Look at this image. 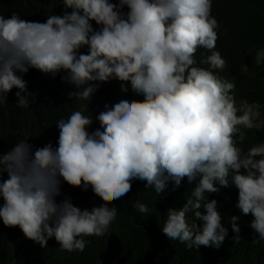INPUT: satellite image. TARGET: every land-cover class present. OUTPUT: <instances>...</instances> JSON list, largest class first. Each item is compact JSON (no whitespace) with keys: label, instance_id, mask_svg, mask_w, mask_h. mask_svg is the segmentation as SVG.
I'll use <instances>...</instances> for the list:
<instances>
[{"label":"clouds","instance_id":"obj_1","mask_svg":"<svg viewBox=\"0 0 264 264\" xmlns=\"http://www.w3.org/2000/svg\"><path fill=\"white\" fill-rule=\"evenodd\" d=\"M14 2L31 16L0 11V103L11 91L20 120L41 115L52 136L0 149L6 236L19 226L33 248L52 242L61 253L53 264H104L139 179L157 194L172 182L162 203L183 192L179 207L165 208L170 239L218 248L228 232L221 199L264 244V140L254 132L264 129V0ZM248 15L254 23L237 32ZM228 60L241 66L240 84ZM34 75L45 86L32 95ZM54 79L62 84L47 85ZM132 208L148 211L141 200Z\"/></svg>","mask_w":264,"mask_h":264},{"label":"trees","instance_id":"obj_2","mask_svg":"<svg viewBox=\"0 0 264 264\" xmlns=\"http://www.w3.org/2000/svg\"><path fill=\"white\" fill-rule=\"evenodd\" d=\"M41 0H30L40 3ZM127 7L122 8L126 10ZM50 12H57L59 7L47 5ZM0 11L4 13H17L23 17L31 16L28 9L17 6L14 0H0ZM79 51V50H78ZM208 65H206L207 67ZM219 75L222 69H214ZM241 66L233 60H228L226 73L238 84L241 80ZM62 84L60 79H54L47 85ZM45 84L38 76L30 79L28 90L33 95L40 91ZM113 96L120 94L117 84L113 83ZM0 149L8 147L18 139L28 138L29 142L40 143L52 136L45 118L38 115L35 119L25 122L18 116V106L11 91L7 93L6 101L0 103ZM258 139L264 140V129L254 131ZM187 178L181 183L186 185ZM173 186L169 181L167 187L157 194L145 181L133 180L131 195L124 200L118 208V232L110 239L112 247L107 251L108 259L104 264H264V244L257 242V238L250 237L249 228L242 223L243 214L230 200L217 201V209L221 215V223L228 229L224 241L218 248L201 245L199 248H188L178 239H170L161 230L166 220L165 208L179 207L184 200L182 191L173 193L162 203L164 192ZM195 186V185H194ZM68 196L74 203L83 206L87 203L89 195L77 190H71ZM213 199V198H212ZM136 200H141L147 208L141 213L132 208ZM3 204V199L1 200ZM236 215L240 231L234 233L231 228L230 217ZM238 236V237H237ZM255 239V243H253ZM27 237L19 226L14 234L5 235L0 228V264H44L45 258L61 255L60 250L51 242L45 250L33 248L26 243ZM106 241H100L105 250ZM65 264H73L66 261Z\"/></svg>","mask_w":264,"mask_h":264},{"label":"bare ground","instance_id":"obj_3","mask_svg":"<svg viewBox=\"0 0 264 264\" xmlns=\"http://www.w3.org/2000/svg\"><path fill=\"white\" fill-rule=\"evenodd\" d=\"M253 17L248 15L246 20L244 21H241V22H235L234 23V28L237 32H242V33H246V30H245V26L248 25V24H251V23H254L253 22ZM260 66V65H259ZM258 74H259V71L257 70L255 73H254V76H253V79L255 81H258ZM57 145V143H54L53 144V147H55ZM43 263L44 264H53V259L52 258H45L43 260Z\"/></svg>","mask_w":264,"mask_h":264}]
</instances>
